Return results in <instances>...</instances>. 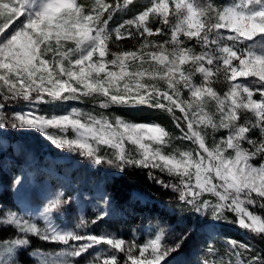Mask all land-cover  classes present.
Returning <instances> with one entry per match:
<instances>
[{
    "label": "snow or ice",
    "instance_id": "obj_1",
    "mask_svg": "<svg viewBox=\"0 0 264 264\" xmlns=\"http://www.w3.org/2000/svg\"><path fill=\"white\" fill-rule=\"evenodd\" d=\"M144 110L166 113L175 131L128 118ZM9 129L97 170L146 174L176 195L177 222L252 234L224 238L225 261L214 230L195 264H264V0H0V133ZM81 199L59 185L35 206L0 204V264H22L24 252L36 264H173L192 235L162 221L143 242L88 231L109 217L107 194L91 219L60 223Z\"/></svg>",
    "mask_w": 264,
    "mask_h": 264
},
{
    "label": "trees",
    "instance_id": "obj_2",
    "mask_svg": "<svg viewBox=\"0 0 264 264\" xmlns=\"http://www.w3.org/2000/svg\"><path fill=\"white\" fill-rule=\"evenodd\" d=\"M131 15L132 13H128L124 15L123 18H130ZM117 19H119V17H117ZM177 114L179 115V113ZM128 118L135 119L138 122H145L150 120L149 118L153 119V116L149 114L148 110H144L140 112H132L128 114ZM156 121L163 123L164 125H169L171 117L166 113H162V115L157 117ZM6 133L9 135L8 137L11 142L7 147L0 142V159H3L6 154H16L15 150H13L14 146L12 142L18 141L17 136H23L24 140H27L28 137H33L37 140L43 139L36 133L19 132L10 129L6 130ZM46 142L49 143V148L54 154L67 155L71 158L75 157L57 150L50 144V142ZM34 155L35 152L31 149L26 153L18 154L16 156L19 160L26 162L32 159ZM71 172L72 171L69 173ZM111 172V175H108L101 180L100 178H97V181L100 183L96 184V186L101 189V193L99 195H97V193H93L91 195L84 196L86 198L84 199L86 204L85 212L87 218L89 219L94 217V215L99 211L97 204L100 203V196L107 194L111 198L110 206L100 204L101 207H107L110 213L109 217L97 225H90L88 229L100 230L105 228L121 235L125 240H131L137 236L136 238H138V242H143L148 230L150 228H155L158 222L162 221L172 223L176 231L187 229L191 230L192 233L184 249L180 253L174 255L173 264H195L196 258L199 255V248L201 247L202 242L206 240L200 228L210 220L200 219L196 216H189L184 220L177 222L174 220L172 212V209L177 204L176 195L174 193L164 191L159 186L149 181L144 173L132 170L125 171L124 173H116L117 171L115 170H112ZM2 174L5 176L6 173L3 171ZM77 179L79 181L85 180L86 182L91 180L89 173L85 176L80 174L77 176ZM134 190L149 193L150 196L156 198L159 202L163 204L167 203L169 207H171V210L168 211L165 207L162 208L158 203H153L150 207L147 205H139L138 203L133 205L130 196ZM10 194V189L5 188V190L1 193L3 198L1 203L6 204L7 206L10 204L13 208L16 205L8 200ZM126 206H132V214H124ZM257 211L264 214V212H261L260 210ZM238 231L243 232L249 237L252 236L249 232L240 229H238ZM238 234L239 233H235L233 235L235 236ZM256 242L260 247H264V245L260 244L258 241ZM36 247L47 251L49 249H53L54 245L42 243L34 239L33 248ZM25 253L26 252L22 253L20 256L22 264H34L30 257H28Z\"/></svg>",
    "mask_w": 264,
    "mask_h": 264
},
{
    "label": "rangeland",
    "instance_id": "obj_3",
    "mask_svg": "<svg viewBox=\"0 0 264 264\" xmlns=\"http://www.w3.org/2000/svg\"><path fill=\"white\" fill-rule=\"evenodd\" d=\"M73 106L82 107V105ZM149 114L153 116V119L149 118L150 120L148 121H156L157 117L162 115V113L160 112L151 111H149ZM165 126L169 130L175 131V126L172 123V119L170 124ZM220 134L221 133H218L217 136H219ZM8 136L9 135L6 133V131L0 133V142L3 143L6 147L9 146V143L11 142ZM21 137L17 136L18 141L12 142L14 146L13 150H15L16 154H6L3 159H0V204H2L4 208L11 207L10 204H8L7 206L6 204L1 203V200H3L1 193L5 190V188L10 189L11 191L8 200L13 202L16 206L27 208L29 207V205H38L40 203V197L44 194L45 191L55 189L59 185H63L68 193L73 196L79 194L84 197L93 193H97V195H99L101 193V189L96 186V184L100 183L97 181V178H100L101 180L104 177L112 174V170H107L104 168H100L97 170L89 166L87 163L83 162V160H79L76 156L71 158L67 155L54 154L49 148V143H47V140L44 138L37 140L33 137H28L27 140H24L23 136ZM31 149L35 152V155L29 161L24 162L23 160H19L16 156L18 154L26 153ZM255 163L259 164V161H255ZM3 171L6 173L5 176L2 174ZM70 171L72 172L69 173ZM21 173H27V176L25 178L24 185L18 190L13 181L14 178ZM88 173L90 174L91 178V180H89L88 182H86L85 180L79 181L77 179V176H79L80 174H83V176H85ZM130 197L133 205L138 203L139 205H147L150 207L153 203H158L162 208L165 207V209H167L168 211L171 210V207H169L167 203L163 204L156 198L150 196L149 193L140 190H134ZM13 210H15V207H13ZM85 211V200L81 199L73 205V210L70 211L67 216L64 217L62 221H60V223L67 226H73L76 222L77 216L81 213L86 214ZM126 213H133L132 206L125 207L124 214L126 215ZM257 214L263 213L257 211ZM200 229L202 231V234H204L206 240L209 238V234L215 230L217 234V247L219 249V253L217 256L218 260L223 258L225 261H227L228 259L223 247L224 238L232 237L234 239H241L245 241H247V239L249 238V236L245 235L243 232L238 231V228L234 225L223 224L215 226L211 221H209L205 223ZM87 230L92 231L95 234L109 232L118 235L117 233L105 228H102L100 230ZM235 233L239 234L234 236L233 234ZM118 236L122 237L121 235ZM257 246L260 247L258 244ZM39 249L45 252H53L59 251V246L54 245L53 249H49L47 251L41 248ZM25 254L28 255L27 252ZM30 259L34 264H36V262L32 258Z\"/></svg>",
    "mask_w": 264,
    "mask_h": 264
}]
</instances>
